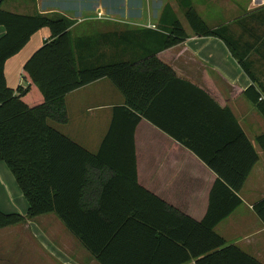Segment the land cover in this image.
I'll use <instances>...</instances> for the list:
<instances>
[{
	"label": "trees",
	"instance_id": "trees-1",
	"mask_svg": "<svg viewBox=\"0 0 264 264\" xmlns=\"http://www.w3.org/2000/svg\"><path fill=\"white\" fill-rule=\"evenodd\" d=\"M3 2L0 162L14 175L29 212L21 216L0 211V230L53 214L99 264H262L227 245L215 232L241 206L239 193L259 157L229 108L220 107L204 89L178 78L160 60V54L188 37L174 9L169 5L163 9L156 29L74 37V22L63 16L14 14L2 9ZM176 2L196 36L225 43L253 82L242 95L264 118V85L251 60L254 54L264 57V8L248 19H238L240 32H235L230 24L209 27L193 0ZM105 3L112 11L124 13V0ZM43 28L51 31V38L24 67L29 86L11 89L4 73L7 61ZM113 47L120 48L117 52L122 58L127 53L134 58L116 60ZM103 78L112 81L126 104L115 108L112 126L94 155L49 122L67 123L65 97ZM219 118L230 122L224 136L218 135ZM143 120L190 150L218 176L201 221L168 207L138 185L135 132ZM257 141L264 152V134ZM114 155L125 159L112 161ZM107 171L116 176L106 182ZM117 175L140 191V206H110L113 198L132 200L109 193L120 179ZM254 210L264 223V199Z\"/></svg>",
	"mask_w": 264,
	"mask_h": 264
},
{
	"label": "crops",
	"instance_id": "crops-1",
	"mask_svg": "<svg viewBox=\"0 0 264 264\" xmlns=\"http://www.w3.org/2000/svg\"><path fill=\"white\" fill-rule=\"evenodd\" d=\"M105 1L12 0L4 8L2 4V9L19 15L63 16L74 22L71 28L74 37L111 35L140 28L135 24L129 27L120 25L123 21L118 16H127L126 0L124 13L112 11ZM162 12L153 20L148 19L146 11H140L134 19L142 17V20L147 21L142 27L156 29ZM216 25L211 28L221 26ZM185 31L188 35L185 42L160 54V60L172 67L178 78L204 89L220 107L229 108L259 157L239 193L241 206L219 223L215 232L227 245L238 247L264 264V223L254 210L255 205L264 199V152L257 141L264 134V118L242 95L253 82L236 59L233 62L229 59L230 51L227 54L221 49L224 57L221 60L219 53H212L209 47L203 48L202 44H197V41L205 37ZM5 34V28L0 27V38ZM50 38L51 31L48 28L41 29L31 37L21 52L7 61L4 73L11 89L29 86L23 77L24 67ZM109 48L110 45L104 49ZM117 50L120 48L113 51L116 60L134 58L128 53L122 58ZM251 60L254 61L257 79L264 85V57L254 54ZM65 103L67 123L50 121V125L96 155L112 126L115 108L125 106L126 99L110 79L103 78L69 93ZM218 125V135L224 136L230 129V122L226 119L219 118ZM135 147L138 185L168 207L201 221L207 213L210 193L218 176L190 150L146 120L136 128ZM110 159L124 160L125 157L114 155ZM114 174L113 171H107L104 175L106 182L115 177ZM117 176L120 179L114 182L109 193L119 197L130 196L132 200L127 202L113 198L110 206L123 207L131 203L140 206V191L129 183L130 180ZM129 176L132 177V174L129 173ZM0 211L21 216H27L29 212L26 198L14 175L3 162H0ZM6 229H9L7 233H0V264H99L53 214L27 220L0 232Z\"/></svg>",
	"mask_w": 264,
	"mask_h": 264
},
{
	"label": "rangeland",
	"instance_id": "rangeland-1",
	"mask_svg": "<svg viewBox=\"0 0 264 264\" xmlns=\"http://www.w3.org/2000/svg\"><path fill=\"white\" fill-rule=\"evenodd\" d=\"M11 1L5 0L3 8L7 6V3L10 4ZM167 5L174 9L184 28L191 31L182 9L178 6L176 0H126L125 7L127 16L126 14L123 17L118 16L123 21L120 25H124L123 27H129L128 25L134 24L138 27L145 26L147 21L142 20V17L134 19L139 14L138 12L141 11L143 13L146 11L148 13V19L154 20ZM193 6L208 26L214 27L216 24L222 25L223 23H230L233 31L240 32V26H238L237 20L248 19L250 14L264 8V0H193ZM201 39L203 40L197 41V44H202L203 48L209 47L212 53H219L221 60L224 58L221 49L226 51L225 53L229 52L225 44L218 39L216 40V38L205 37ZM245 39L248 40V35L245 36ZM191 45L196 47L194 43H191ZM228 57L232 62L235 59L231 53L228 54ZM8 231L9 229H6L0 233H7Z\"/></svg>",
	"mask_w": 264,
	"mask_h": 264
},
{
	"label": "built area",
	"instance_id": "built-area-1",
	"mask_svg": "<svg viewBox=\"0 0 264 264\" xmlns=\"http://www.w3.org/2000/svg\"><path fill=\"white\" fill-rule=\"evenodd\" d=\"M0 3H1V0H0ZM101 16V15H100Z\"/></svg>",
	"mask_w": 264,
	"mask_h": 264
}]
</instances>
